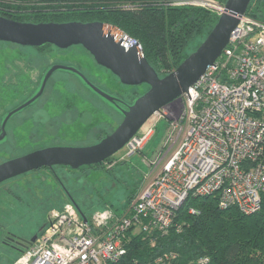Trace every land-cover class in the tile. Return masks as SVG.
Listing matches in <instances>:
<instances>
[{
  "label": "built area",
  "instance_id": "2783aa9c",
  "mask_svg": "<svg viewBox=\"0 0 264 264\" xmlns=\"http://www.w3.org/2000/svg\"><path fill=\"white\" fill-rule=\"evenodd\" d=\"M171 4L206 8L219 15L225 11V4L217 0H174ZM128 41L122 43L126 48ZM162 115L172 121L166 150L149 164L147 184L132 206L123 214L110 209L90 218L84 214L87 220L71 203L63 210H52L45 231L17 264L117 261L126 253L129 231L166 234L190 195H216L221 208L236 207L246 215L260 211L264 197V22L242 17L215 65L188 93L153 117ZM155 126L131 138L124 148L126 156L150 141ZM180 137L170 153L169 145Z\"/></svg>",
  "mask_w": 264,
  "mask_h": 264
},
{
  "label": "rangeland",
  "instance_id": "374dc122",
  "mask_svg": "<svg viewBox=\"0 0 264 264\" xmlns=\"http://www.w3.org/2000/svg\"><path fill=\"white\" fill-rule=\"evenodd\" d=\"M259 16L264 19V0L260 1ZM56 64L79 68L101 89L128 102L149 89L123 85L81 46L68 50L50 46L39 50L7 43L0 46V65L5 69L6 82H17L20 77L26 83L0 109V122L6 113L31 97L45 72ZM63 95L72 100V106L57 105ZM122 120V116L77 78L56 72L47 82L39 102L9 123L8 142L0 145V164L47 147L97 144L103 136L112 134ZM171 124L165 115L152 117L139 131L144 134L156 125L150 141L132 156H126L122 149L112 163L105 162L106 168L74 172L57 167L54 173L31 172L1 184L0 264L18 263L20 253L9 238L39 237L50 223L49 213L63 210L67 203L83 210L89 218L109 209L116 213L128 210L147 184L151 174L149 164L166 150ZM180 141L181 137L169 145L170 153ZM130 195H136L131 205L128 204Z\"/></svg>",
  "mask_w": 264,
  "mask_h": 264
},
{
  "label": "trees",
  "instance_id": "16d2710c",
  "mask_svg": "<svg viewBox=\"0 0 264 264\" xmlns=\"http://www.w3.org/2000/svg\"><path fill=\"white\" fill-rule=\"evenodd\" d=\"M173 1L0 0V16L29 23L97 21L117 27L142 46L144 56L160 77H164L198 49L220 17L206 8L174 6ZM217 1L225 4L227 0ZM260 1L252 0L246 16L264 22L259 16ZM4 44L7 43L0 42V46ZM47 47L50 45L38 49ZM1 67L0 109L26 83L20 77L17 82H6L5 69ZM65 97L57 104L61 108L73 104ZM113 158L80 170L106 168L105 162L112 163ZM135 197L130 195L128 204ZM175 218V224L166 234L158 230L129 231L124 243L125 255L107 264H264V197L261 210L246 215L236 207L221 208L216 195H190Z\"/></svg>",
  "mask_w": 264,
  "mask_h": 264
},
{
  "label": "water",
  "instance_id": "95a60500",
  "mask_svg": "<svg viewBox=\"0 0 264 264\" xmlns=\"http://www.w3.org/2000/svg\"><path fill=\"white\" fill-rule=\"evenodd\" d=\"M252 0H227L224 13L198 49L173 72L160 77L157 71L126 33L102 22L29 23L0 16V42L21 47L41 48L47 45L67 50L75 46L86 49L95 62L109 70L125 86L148 85L149 89L131 104L101 89L75 67L55 65L49 68L35 93L22 105L6 114L1 120L0 145L7 142V122L15 115L36 104L45 91L47 82L56 72L75 75L81 84L109 107L123 116L119 127L110 135L90 146H53L35 150L0 164V185L26 173L54 166L79 170L82 167L102 164L125 148L142 127L158 111L180 99L199 81L209 67L215 65L227 47L232 32L246 15ZM121 32L117 39L108 28ZM128 41L129 48L122 45ZM82 217L87 220L80 208ZM33 237L30 243L36 241Z\"/></svg>",
  "mask_w": 264,
  "mask_h": 264
},
{
  "label": "flooded vegetation",
  "instance_id": "af4514ba",
  "mask_svg": "<svg viewBox=\"0 0 264 264\" xmlns=\"http://www.w3.org/2000/svg\"><path fill=\"white\" fill-rule=\"evenodd\" d=\"M15 45V44H14ZM52 47H55V46H52ZM82 47V46H81ZM32 48V47H31ZM55 48H57V47H55ZM36 49H38V48H36ZM57 49H59V48H57ZM70 49V48H69ZM59 50H62V49H59ZM68 50V49H67ZM86 50V49H85ZM89 53V52H88ZM90 54V53H89ZM91 55V54H90ZM92 57V56H91ZM93 58V57H92ZM56 65H62V66H71V67H75V66H73V65H65V64H56ZM55 66V65H54ZM75 68H77V67H75ZM79 71H81L79 68H77ZM82 72V71H81ZM63 73H65V72H63ZM83 73V72H82ZM66 74H68V73H66ZM84 74V73H83ZM69 75H72V76H74L75 78H77L75 75H73V74H69ZM85 75V74H84ZM44 76V75H43ZM86 76V75H85ZM52 77V76H51ZM87 78V77H86ZM78 79V78H77ZM88 79V78H87ZM79 80V79H78ZM88 80H90V79H88ZM91 81V80H90ZM92 82V81H91ZM95 84V83H94ZM96 85V84H95ZM99 87V86H98ZM46 88V87H45ZM37 89V88H36ZM36 91V90H35ZM35 91H34V93H35ZM33 93V94H34ZM32 94V95H33ZM31 95V96H32ZM42 97V96H41ZM41 97H40V99H41ZM116 97H118L119 99H121V100H123V98H121V97H119V96H117L116 95ZM39 99V100H40ZM39 100L36 102V104L39 102ZM124 101V100H123ZM26 102V101H25ZM133 102V100L131 101V102H128L129 104H131ZM23 104V103H22ZM21 104V105H22ZM36 104H34L33 106H35ZM33 106H30L29 108H31V107H33ZM18 108V107H17ZM29 108H27V109H25L24 111H22L21 113H19V114H17V115H15V116H13L8 122H7V125H6V131H7V127H8V125H9V123L15 118V117H17L18 115H20V114H23L24 112H26ZM16 109V108H15ZM15 109H13V110H15ZM13 110H11V111H9L8 113H10V112H12ZM115 112L117 113V114H119V112H117L116 110H115ZM8 113H6V114H8ZM120 116H122L121 114H119ZM122 118H123V116H122ZM0 126H1V122H0ZM7 134H8V132H7ZM107 136V135H106ZM105 137V136H104ZM104 137H102V138H104ZM101 140V139H100ZM57 167H61V166H54L53 167V169L52 168H48V167H44V168H41V169H38V170H35V171H32L33 173H36V172H39V171H42V170H47V171H49V172H53L54 173V169L55 168H57ZM64 169H67V170H69V171H73V170H71V169H69L68 167H63ZM80 170V169H79ZM30 173V172H29ZM26 174H28V173H26ZM26 174H24V175H26ZM21 176H23V175H21ZM20 177V176H19ZM16 178H18V177H16ZM13 179H15V178H13ZM12 180V179H11ZM9 181V180H8ZM7 182V181H6ZM5 183V182H4ZM3 184V183H2ZM17 237V238H16ZM15 238H9V242L10 243H12V244H14L15 246H16V248H17V250H18V252L19 253H21V252H23V251H25L30 245H31V243H30V241L31 240H26L25 238H22V237H19V236H16ZM38 238V237H37ZM37 238H36V240H37ZM33 244V243H32Z\"/></svg>",
  "mask_w": 264,
  "mask_h": 264
},
{
  "label": "bare ground",
  "instance_id": "6f19581e",
  "mask_svg": "<svg viewBox=\"0 0 264 264\" xmlns=\"http://www.w3.org/2000/svg\"><path fill=\"white\" fill-rule=\"evenodd\" d=\"M108 32H111L113 35H115V37H116L118 40L123 38L121 32L117 31V30L114 29V28L109 27V28H108Z\"/></svg>",
  "mask_w": 264,
  "mask_h": 264
}]
</instances>
